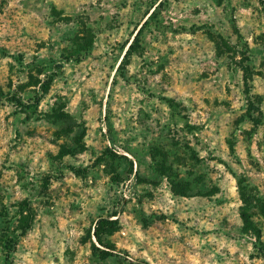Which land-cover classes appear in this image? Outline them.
<instances>
[{"label": "rangeland", "instance_id": "1", "mask_svg": "<svg viewBox=\"0 0 264 264\" xmlns=\"http://www.w3.org/2000/svg\"><path fill=\"white\" fill-rule=\"evenodd\" d=\"M262 210L264 0H0V264H264Z\"/></svg>", "mask_w": 264, "mask_h": 264}, {"label": "trees", "instance_id": "2", "mask_svg": "<svg viewBox=\"0 0 264 264\" xmlns=\"http://www.w3.org/2000/svg\"><path fill=\"white\" fill-rule=\"evenodd\" d=\"M150 15H151V13L149 14V16ZM145 23H146V20H144L142 22V25L137 29V31H136L133 39H132V42L128 43L127 48L122 55V59H121V62L119 65L125 63L126 59L131 54V51L133 48V42L136 41L137 34L141 31V29ZM260 213H261V215L264 216V210H262ZM115 215H116V212H113L110 216H107V217H111V216H115ZM241 218H242V222H243L246 230L249 232H252V233H256L254 231V228H253L254 225H253L251 216L249 214H247V212H241ZM115 230H116V219H107L106 217H100L97 220V222L93 228V236L99 245L105 246V242H104L105 236L111 235ZM257 234L259 236V231L255 235H257Z\"/></svg>", "mask_w": 264, "mask_h": 264}]
</instances>
